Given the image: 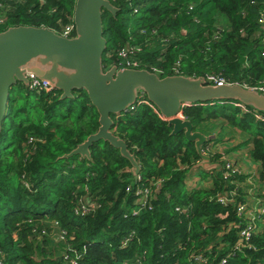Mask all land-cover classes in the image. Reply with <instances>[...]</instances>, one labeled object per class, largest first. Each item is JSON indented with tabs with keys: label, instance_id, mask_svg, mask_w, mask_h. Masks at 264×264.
I'll use <instances>...</instances> for the list:
<instances>
[{
	"label": "trees",
	"instance_id": "16d2710c",
	"mask_svg": "<svg viewBox=\"0 0 264 264\" xmlns=\"http://www.w3.org/2000/svg\"><path fill=\"white\" fill-rule=\"evenodd\" d=\"M109 1L117 11L102 12L104 69L125 66L124 53L136 62L132 67L161 77L212 73L264 89V0ZM74 4L0 0V31L32 25L61 32L72 23ZM215 15L226 26H217ZM10 92L0 131V264H220L224 257L225 264H264L262 218L252 247L227 256L243 220L233 204L216 197L232 186L219 172L210 175L209 187L187 185L199 159L194 143L182 132L170 134L146 97L112 115L114 133L139 165L135 179L126 171L130 162L107 141L93 142L89 159L63 157L99 126L83 89L60 98L58 89L16 82ZM181 111L207 136L205 147L223 124L247 134L264 187L263 113L234 99L195 102ZM138 189H147V197ZM80 202L95 206L80 214ZM194 253L208 262L194 261Z\"/></svg>",
	"mask_w": 264,
	"mask_h": 264
},
{
	"label": "water",
	"instance_id": "95a60500",
	"mask_svg": "<svg viewBox=\"0 0 264 264\" xmlns=\"http://www.w3.org/2000/svg\"><path fill=\"white\" fill-rule=\"evenodd\" d=\"M117 11L109 0H75L72 21L74 35L65 37L46 26L16 25L0 31V131L5 117L10 88L16 82L28 86V74L46 80L61 91L60 98L71 97L72 90L83 89L98 113L99 126L63 157L79 154L90 158L89 146L100 140L119 150L136 179L139 165L126 143L112 129V115H119L144 94L172 127L170 134L182 132L193 142L199 156L195 166L204 171L220 169L203 152L207 136L193 129L182 117L183 105L213 99H234L264 114V93L237 83L211 84L204 76L159 74L145 68L102 66L106 40L102 30V12Z\"/></svg>",
	"mask_w": 264,
	"mask_h": 264
},
{
	"label": "built area",
	"instance_id": "2783aa9c",
	"mask_svg": "<svg viewBox=\"0 0 264 264\" xmlns=\"http://www.w3.org/2000/svg\"><path fill=\"white\" fill-rule=\"evenodd\" d=\"M57 33L65 37H72L74 35L73 21L72 23L66 25L65 28L61 32H57ZM121 55L125 59L123 62L120 63V64L125 65L122 67L135 68V67H132V66L137 65L135 61H132L129 58H126L124 53H121ZM27 76L29 80L28 86L31 88H40L44 90L55 89V88H52L46 80L39 79L32 74H28ZM204 78L208 83H211V84H216V85L231 84V83L225 82V80L222 77L212 74V73L207 74L206 76H204ZM247 88L257 89L260 92L264 93L263 88H256V87H247ZM136 102H147L145 95L140 94ZM134 105L135 104L131 105L127 110L133 109ZM181 116L183 117V114ZM203 152L209 155L208 148H206L205 146H203ZM216 162L220 164L219 173H220L221 178L224 181H227L229 186H232L226 192L222 194H217L216 200L220 203L233 204L237 216L243 220L242 227L238 231V238L233 245L232 251L227 254V256H230L232 254H235L236 251H242L244 248L252 247L251 238H252V235L257 231V228H258L257 221L260 218H262L264 222V200H261V199L253 200L254 202L252 203L248 201H244L243 198L242 200H239L238 195L239 193H241V191L239 189V181H238L237 176L241 174L240 171L238 170L236 165L232 162V160H230L229 158H226L224 155H220L218 158V161ZM258 176H257V182L260 183ZM263 190H264V187H263ZM136 193L142 194V199H144L148 195V190L138 189ZM94 206H95L94 203L85 205L83 202H80L79 208L77 209L80 212V214H85V213H88L91 210V208H94ZM60 237H62V234H60ZM192 258L194 261H197V262H201V263L208 262V257L202 253H194L192 255ZM225 263H226V257L220 260V264H225ZM70 264H75L74 260H70Z\"/></svg>",
	"mask_w": 264,
	"mask_h": 264
},
{
	"label": "crops",
	"instance_id": "0c3cea01",
	"mask_svg": "<svg viewBox=\"0 0 264 264\" xmlns=\"http://www.w3.org/2000/svg\"><path fill=\"white\" fill-rule=\"evenodd\" d=\"M210 137L216 139L206 145L209 155H224L226 158L232 160L240 171L241 177L238 181L243 200L250 203L257 199L264 200V197L260 196V193L263 191V186L257 182L260 163L251 156L250 150L252 144L247 141L249 138L248 135L241 132V130L223 124L221 128L217 126ZM216 161L218 160H214L213 162ZM195 164L188 170L187 185L190 188L209 187L212 183L210 175L214 172L216 173V171H204L200 167H196ZM202 171L206 173L205 176L201 175Z\"/></svg>",
	"mask_w": 264,
	"mask_h": 264
},
{
	"label": "rangeland",
	"instance_id": "374dc122",
	"mask_svg": "<svg viewBox=\"0 0 264 264\" xmlns=\"http://www.w3.org/2000/svg\"><path fill=\"white\" fill-rule=\"evenodd\" d=\"M214 20H215V24L217 26H226V21H225V19L221 15H215V19ZM9 95L12 96V93L10 92ZM201 175L205 176L206 173L204 171H202L201 172Z\"/></svg>",
	"mask_w": 264,
	"mask_h": 264
}]
</instances>
